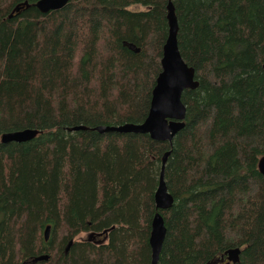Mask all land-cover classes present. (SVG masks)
Wrapping results in <instances>:
<instances>
[{"label":"trees","instance_id":"16d2710c","mask_svg":"<svg viewBox=\"0 0 264 264\" xmlns=\"http://www.w3.org/2000/svg\"><path fill=\"white\" fill-rule=\"evenodd\" d=\"M35 1L0 0V135L39 131L0 141V264H149L155 211L156 264H219L232 248L233 264H264V0H171L197 86L170 146L93 129L145 117L167 0ZM167 150L172 203L155 210Z\"/></svg>","mask_w":264,"mask_h":264},{"label":"water","instance_id":"95a60500","mask_svg":"<svg viewBox=\"0 0 264 264\" xmlns=\"http://www.w3.org/2000/svg\"><path fill=\"white\" fill-rule=\"evenodd\" d=\"M66 1L36 0L32 5L39 11L46 12L61 8ZM27 5L26 2H23L14 6L12 11H17L19 7ZM165 8L167 33L161 45L159 71L150 91L149 104L145 117L139 123L125 122L117 125H97L93 128L97 132L143 133L147 134L152 140L166 141L168 146H170L173 136L184 125L185 107L180 100V95L184 89L195 88L197 81L194 79V69L182 60L178 51L176 38L177 23L171 0H167ZM126 45L128 48H134L131 44ZM134 50L137 51L138 48ZM262 67L264 68V62ZM72 129H84V127L75 126ZM38 132V130L33 128L12 130L2 133L0 135V141L24 142L33 138ZM168 153L169 150L164 151L162 154L157 184L152 196L155 210L169 208L172 203V196L166 190L163 181V168ZM257 169L264 177V154L257 160ZM102 232H106V230ZM43 235L46 239L48 226L44 228ZM164 235L165 227L163 219L159 212L155 211L150 219L147 239L150 247L149 264H156ZM87 236H92V234H87ZM238 252V248L226 250L225 258L224 260L221 259L219 264H233L237 261ZM45 259L46 255H39L33 257L32 261Z\"/></svg>","mask_w":264,"mask_h":264},{"label":"rangeland","instance_id":"374dc122","mask_svg":"<svg viewBox=\"0 0 264 264\" xmlns=\"http://www.w3.org/2000/svg\"><path fill=\"white\" fill-rule=\"evenodd\" d=\"M128 7H129V9H131V10H136V9H140V8H141V6H140L139 4L129 5ZM81 235H82V234H81ZM81 235H80V236H81Z\"/></svg>","mask_w":264,"mask_h":264},{"label":"flooded vegetation","instance_id":"af4514ba","mask_svg":"<svg viewBox=\"0 0 264 264\" xmlns=\"http://www.w3.org/2000/svg\"><path fill=\"white\" fill-rule=\"evenodd\" d=\"M91 239H93V237H90Z\"/></svg>","mask_w":264,"mask_h":264}]
</instances>
